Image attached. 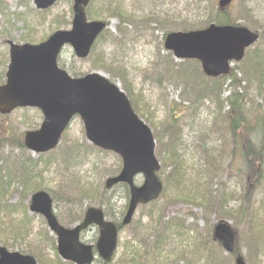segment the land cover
<instances>
[{"label": "rangeland", "instance_id": "374dc122", "mask_svg": "<svg viewBox=\"0 0 264 264\" xmlns=\"http://www.w3.org/2000/svg\"><path fill=\"white\" fill-rule=\"evenodd\" d=\"M215 2L218 0H96L94 10H103L109 3L120 6L122 13L130 16L127 23L120 25L119 20L109 19L108 30L87 59L73 58L68 49L61 56L65 67L81 74H102L123 91L128 87L137 113L146 119L143 121L155 140L157 136L161 142L158 146L156 140L155 147L156 154L157 150L162 152L160 163L164 159L167 162L159 173L162 196L153 204L138 207L132 223L123 226L110 264H234L238 256L245 264H264V138L258 135L259 126L263 129L260 120L264 118V103L256 98L254 83L246 75L250 56L232 65L243 69L237 74L234 91L249 96L243 101L248 124L234 127L232 119L236 117L229 114L234 101L230 99L232 81L212 85L200 76L196 66L192 69L191 64L176 61L162 44L165 31L202 28L209 17H215ZM0 4L10 15H24L8 30L0 12V31L7 30L16 39L22 35L25 40H39L71 25L72 0H60L43 12L37 11L30 0H0ZM228 8L238 25L260 35L249 49L251 55L255 51L264 54V0H234ZM152 18L159 24L142 23ZM5 51L8 54V47L0 44V54ZM111 68L127 84L113 78ZM114 72L111 74L116 76ZM208 85L211 92L205 90ZM42 121L36 110L19 109L8 117L0 115V191H5L0 199L2 205L17 208L8 219V214L0 211V247L32 255L38 262L68 264L56 254L55 237L45 220L29 211L31 195L46 191L53 200L54 214L66 227H72L87 207L98 206L104 196L109 203L104 208L121 222L129 197L119 186L105 189V180L120 171L121 161L116 154L91 146L78 117L56 149L37 155L24 148V133L37 130ZM172 157L185 166L181 182L175 176L179 162ZM24 177L29 179L26 186L25 181L21 184ZM134 182L141 185L142 176ZM193 196L196 203L202 198L208 204L195 207ZM211 207L216 208V214ZM220 221L234 232L230 254L213 237L212 229ZM11 222L18 224L21 234H9L5 224ZM95 231L88 230L87 241L94 243L98 236ZM179 232L194 240L166 245ZM153 236L158 247L151 245ZM164 242V249L171 255L159 247Z\"/></svg>", "mask_w": 264, "mask_h": 264}, {"label": "water", "instance_id": "95a60500", "mask_svg": "<svg viewBox=\"0 0 264 264\" xmlns=\"http://www.w3.org/2000/svg\"><path fill=\"white\" fill-rule=\"evenodd\" d=\"M58 0H32L35 8L46 10ZM234 0H220L224 8ZM91 0H73L70 31H58L39 45L10 43L6 82L0 87V113L16 108H38L44 121L39 130L25 134L24 145L36 154L54 149L74 116L83 122L87 140L95 147L115 153L122 161L117 177L106 181V188L117 183L127 184L131 201L123 225H127L137 204L157 199L162 185L157 177L160 164L155 157L152 133L133 112L129 101L118 87L100 74L73 79L57 66V57L66 45L77 58H86L106 27L100 21L89 22L86 8ZM258 40V35L245 27L210 25L204 30L168 34L164 48L180 60H196L207 77L227 75L231 62H240L245 50ZM144 177L142 187L133 185V178ZM30 211L44 216L58 238V252L64 260L90 264L92 247L79 242L80 231L94 224L100 230L96 252L110 262L117 246L116 227L105 222L101 210L90 208L80 225L66 230L52 212V203L44 192L32 196ZM215 238L228 251H233L234 237L230 228L219 224ZM0 264H37L33 257L9 252L0 247ZM235 264H245L237 258Z\"/></svg>", "mask_w": 264, "mask_h": 264}, {"label": "trees", "instance_id": "16d2710c", "mask_svg": "<svg viewBox=\"0 0 264 264\" xmlns=\"http://www.w3.org/2000/svg\"><path fill=\"white\" fill-rule=\"evenodd\" d=\"M95 2H96V0H93L91 2V4L89 5L88 9H87V17H88L89 21H92V20L116 19L117 21L119 20L118 23L120 22V25H123V24L127 23L128 19L130 18L129 14L122 13V11L120 9V6H117L114 3H109L106 8L104 7L103 10L100 9L99 10L100 12L98 10H94ZM214 6H215V9L217 10V13H216L215 17H209L207 19V21L205 22L204 26H202V28L208 26L209 24H215L217 26H235V25H238L237 24V17H233L232 16V14L228 10L229 8L220 9V8H218V5L216 4V2L214 3ZM0 12L5 17L4 24L7 26L8 30L13 28V26H14L13 24H15V22H17L19 20H22L23 17H24L23 14H17V13H14V14L10 15V13L7 12L6 6L3 5V4H0ZM158 22H159L158 19H153V18L150 21H146V20L142 21V23L145 24V25H147L149 23L158 25L159 24ZM246 27H248V26H246ZM198 29H201V28H198ZM161 30H164V29L162 28ZM187 30H188V28H186V27H184L182 29V31H187ZM194 30H197V29L194 28ZM166 33L167 32L165 31L163 34H166ZM6 34H7V36H6ZM9 38H12V37H11V35H8V31L7 30H1L0 31V44L4 45L5 44V40L9 39ZM25 39L26 38H23V36L21 35L19 39H16V41L31 42V43H35V42L38 41V40H35V39H32V38H30V40H25ZM251 52L252 51L248 50L246 52V54H245V59H248L249 56H250V60L248 62L250 64V67L246 71V75L248 76V80H250V81H252L254 83V88H255L254 94H255L256 98L262 100L263 103H264V93H263L264 92V54L255 51L253 53V55H251ZM1 61H2V63L0 65V70H1V72H0V84H2L3 81H4V75H5V71H6V64L8 62V55H7L6 51L3 54H0V62ZM184 63L191 64V66L193 67L192 69H194L195 68L194 66H196L195 69L198 71L200 76H202L204 79L208 80L212 85L219 84L220 82L224 83L225 81H229V80L232 81V84L230 85V88L232 89V95H231L230 99H232L234 101H233V103H230L231 111L229 112V114L232 113V114H234V117H236V120L232 119V125L235 127V126H238L240 123H245L246 125L248 124L247 117L245 116V114H244L245 112L243 111V101H245V99L248 98L249 96L247 95L246 92H242V94H239L238 92H235L234 89H233L234 86L237 84V80H236L237 74L243 71V69L241 67L235 66L234 68L231 69L230 73L226 77H222V78H218V79H207V78L204 77V75L200 71V67H199L198 63H196V62H184ZM68 70H69V73L73 77H79L81 75V73L77 72L76 70L72 69L71 67H69ZM109 70H111L109 74L113 78H117L122 83L127 84V82H126V80L124 78H122L120 75H118L117 72L112 71L113 70L112 68L109 69ZM116 70H118L117 67H116ZM256 70L258 71L257 74H255ZM112 72L116 73V76L112 75L111 74ZM123 89L126 92V95L130 99V101H132V104H134L133 98L131 97V94H130L131 93L130 89L128 87H127V89L126 88H123ZM205 90L206 91H210L209 85L206 86ZM136 112H137V110H136ZM226 116H228V114ZM144 120H146V119H144ZM258 121H259V119H258ZM260 121H261L260 123L263 126V129H261L260 126H259L260 130H259L258 135L260 137L264 138V118L261 117ZM234 127H233V129H234ZM156 140H157V144L159 146L161 142H159L157 136H156ZM249 152H251V147H250ZM161 153H160L159 150H157V156H158L159 159H160L159 156H161ZM167 157H169V155H167ZM172 161L179 162V164H176L177 168L175 169V172L178 171V170H179V172L176 173L175 176H177L176 180H179V182H181L182 179H183V175H186L185 166L183 165V163L180 162V160L176 161V159H174L173 157H172ZM163 164H165V165L167 164L165 159L163 160V163H162V166H163V169H164L165 167H164ZM263 168H264V165L262 166V169ZM162 173H163V170H162ZM179 177H180V179H179ZM258 179L260 180L261 177L258 176ZM259 180H258V183H260ZM23 182H24V186L28 185L29 184L28 177H24L22 179V181H21V184H23ZM121 188H124L123 190H125L124 192L126 194L128 193L127 187L123 186ZM2 191H0V198L3 197L4 194H5V191H3V192ZM195 198L196 197L193 196V199H192L193 203H194L193 205L195 207L199 206L201 208V207H204V206H206L208 204V202L205 199H202V198L199 199L200 201H197V203H196ZM106 199H108V198L104 197L102 199V201L100 202V204L102 206L109 205L108 200H106ZM1 210H4L8 214L7 219L11 218L9 216L12 215V213H16L17 212L16 206H10L9 207V206L2 205L1 204V199H0V211ZM215 210H216L215 207H211V212L212 213L216 214L217 211H215ZM106 212H107V214L109 216L110 213L108 212L107 209H106ZM2 219L3 218L0 215V222L2 221ZM5 226H6L7 231L9 232V234L12 235L13 237H15L18 233L21 234V230L18 229L19 228L18 224H15L14 222H11L10 224H5ZM27 253H30V252H27ZM39 262L41 264H47L44 261H41L40 259H39Z\"/></svg>", "mask_w": 264, "mask_h": 264}, {"label": "flooded vegetation", "instance_id": "af4514ba", "mask_svg": "<svg viewBox=\"0 0 264 264\" xmlns=\"http://www.w3.org/2000/svg\"><path fill=\"white\" fill-rule=\"evenodd\" d=\"M135 214H136V212H135ZM135 214L133 215V217H132V219H131V222L129 223V225L132 223V220H133V218H134V216H135ZM109 218V217H108ZM113 220H114V224H115V226H116V228H117V230H118V236H119V233H120V231L122 230V226L120 225V220H118V217L116 216V215H113ZM90 230V229H89ZM88 232V229L85 231H81L80 232V242H82V243H84V244H87V245H92L93 243L92 242H89V241H87L86 240V238H85V234ZM96 233H97V235L99 234V229H96V231H95V235H96ZM131 233H132V237H136V235H135V232L133 231V229H132V231H131ZM160 237V236H159ZM158 237V238H159ZM153 238H154V243H151V245L153 246V247H158V243H157V238H156V236H153ZM166 244V242H164L163 244H160V248L165 252V253H167L168 255H171V253L172 252H169L167 249H164V247L166 246V245H168V242H167V244ZM96 259V258H95ZM94 259V262L96 263V264H101L100 262H98V261H96Z\"/></svg>", "mask_w": 264, "mask_h": 264}]
</instances>
